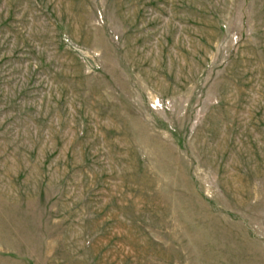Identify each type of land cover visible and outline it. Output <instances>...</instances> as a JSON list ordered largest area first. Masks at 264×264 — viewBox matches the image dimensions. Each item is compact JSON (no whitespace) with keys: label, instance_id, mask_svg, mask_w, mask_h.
Returning a JSON list of instances; mask_svg holds the SVG:
<instances>
[{"label":"rangeland","instance_id":"374dc122","mask_svg":"<svg viewBox=\"0 0 264 264\" xmlns=\"http://www.w3.org/2000/svg\"><path fill=\"white\" fill-rule=\"evenodd\" d=\"M0 264H264V0H0Z\"/></svg>","mask_w":264,"mask_h":264}]
</instances>
